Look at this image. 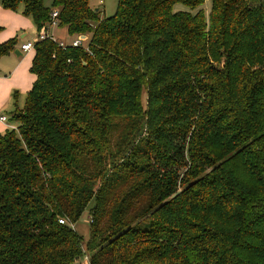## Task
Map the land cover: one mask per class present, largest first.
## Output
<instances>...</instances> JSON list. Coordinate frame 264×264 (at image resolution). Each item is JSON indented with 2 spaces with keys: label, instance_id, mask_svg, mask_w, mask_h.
<instances>
[{
  "label": "trees",
  "instance_id": "1",
  "mask_svg": "<svg viewBox=\"0 0 264 264\" xmlns=\"http://www.w3.org/2000/svg\"><path fill=\"white\" fill-rule=\"evenodd\" d=\"M0 6L87 38L35 44L0 135V264H264V0Z\"/></svg>",
  "mask_w": 264,
  "mask_h": 264
},
{
  "label": "crops",
  "instance_id": "2",
  "mask_svg": "<svg viewBox=\"0 0 264 264\" xmlns=\"http://www.w3.org/2000/svg\"><path fill=\"white\" fill-rule=\"evenodd\" d=\"M55 29L57 27L48 28V35L54 37ZM37 35L32 20L22 15V8L13 12L0 6V44L15 40L14 50L0 57V114L5 115L8 121L11 113L16 108L19 109L20 100H25L35 80L34 75L30 73L35 52L23 53L20 47L26 42L33 41ZM57 40L67 43L62 38ZM16 50L19 51V55L14 54ZM11 125L10 122L5 124L0 121V135H3Z\"/></svg>",
  "mask_w": 264,
  "mask_h": 264
},
{
  "label": "rangeland",
  "instance_id": "3",
  "mask_svg": "<svg viewBox=\"0 0 264 264\" xmlns=\"http://www.w3.org/2000/svg\"><path fill=\"white\" fill-rule=\"evenodd\" d=\"M117 3L118 0H91V5L93 6L94 9H98L100 11V17H111L115 14L116 9H117ZM205 15L206 17L209 14V10H210V4L207 1L205 3ZM187 9L181 5H176L174 7V11H186ZM55 39H61L65 40L67 42L71 41V38L67 35V32L63 29H55L54 33H53ZM64 42V41H62ZM23 99V97H22ZM26 99V98H25ZM25 100H20V103L18 105V108L22 109L24 106ZM142 105L145 106V97L143 96L142 98ZM92 206V203L89 204V206L87 207V209L84 211V213L82 214V216L80 217V219L78 220V222L76 224L73 225V229L76 231V233L82 238V244H83V248L85 249V244L87 242V240L89 239V235H90V216H89V212H90V208ZM85 251V250H84ZM83 261L86 262L85 258H83Z\"/></svg>",
  "mask_w": 264,
  "mask_h": 264
},
{
  "label": "built area",
  "instance_id": "4",
  "mask_svg": "<svg viewBox=\"0 0 264 264\" xmlns=\"http://www.w3.org/2000/svg\"><path fill=\"white\" fill-rule=\"evenodd\" d=\"M56 17H57V13L53 12L51 15L52 21H51V24L49 25L48 28L57 27L56 20H55ZM48 28L42 27L39 30L36 38L33 41L26 42V43L22 44L20 47V50L23 53H29L31 51H34L35 44L41 40H44V39H49V40L53 41L54 43L59 44L60 48L64 47L66 45V43H64L62 41H58L53 36L48 35V33H47ZM86 39L87 38L85 36H80V37L74 39L73 41H71L70 45L74 48L81 47L83 45V43L86 41ZM0 121L2 123H5V124L8 123L7 117L5 115H2V114H0ZM58 222H59V224H62V225L67 223L65 220H59ZM89 222L90 223L92 222L91 218H90ZM72 228H73V226H72Z\"/></svg>",
  "mask_w": 264,
  "mask_h": 264
},
{
  "label": "water",
  "instance_id": "5",
  "mask_svg": "<svg viewBox=\"0 0 264 264\" xmlns=\"http://www.w3.org/2000/svg\"><path fill=\"white\" fill-rule=\"evenodd\" d=\"M14 54L19 55V51L18 50L14 51Z\"/></svg>",
  "mask_w": 264,
  "mask_h": 264
}]
</instances>
